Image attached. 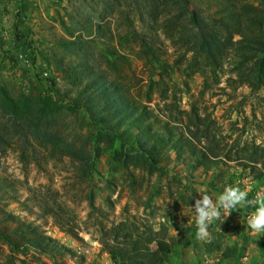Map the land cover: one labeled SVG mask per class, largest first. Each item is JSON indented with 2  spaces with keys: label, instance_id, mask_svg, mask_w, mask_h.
Listing matches in <instances>:
<instances>
[{
  "label": "rangeland",
  "instance_id": "obj_1",
  "mask_svg": "<svg viewBox=\"0 0 264 264\" xmlns=\"http://www.w3.org/2000/svg\"><path fill=\"white\" fill-rule=\"evenodd\" d=\"M173 2L0 0V87L12 99L53 98L60 108L56 131L67 143L85 144L92 163L91 174L82 179L76 163L61 151L33 140L22 146L10 135V116L0 109V135L7 139L0 143V217L3 212L14 216L6 223L9 230L29 224L55 241L54 250H29L15 264H115L105 247L110 230L120 223L123 233L149 231L165 239L171 250L167 264H264V233L253 235L247 226L254 207L234 210L223 223L214 221L202 240L195 235L192 209L201 193L215 199L229 185L248 191L250 200L264 191L261 164L241 166L245 155L264 153V84L253 90L239 83V58L230 46L219 70L201 74L188 69L192 55L178 43L180 27L168 26L176 13ZM233 2L243 1L191 0L189 9L214 18L220 6ZM140 37L153 47V57L141 54ZM243 39L264 43L262 35ZM79 63L120 83L131 100L154 114L175 117L176 109L194 108L199 117H208L221 153L230 161L204 172L191 167L187 155L169 150L160 162L162 173L121 169L111 161V150L96 139L103 126L83 110L71 111L75 91L64 70L82 69ZM186 121L171 124L179 126L174 129L179 137L189 135L182 129ZM134 135L119 129L114 148L123 143L125 151L136 152ZM259 172L262 177L255 180ZM148 246L156 248L154 242ZM8 255L0 242V264L9 262Z\"/></svg>",
  "mask_w": 264,
  "mask_h": 264
},
{
  "label": "trees",
  "instance_id": "obj_2",
  "mask_svg": "<svg viewBox=\"0 0 264 264\" xmlns=\"http://www.w3.org/2000/svg\"><path fill=\"white\" fill-rule=\"evenodd\" d=\"M242 1L240 5L233 2L220 6L215 11L218 17L208 18L197 8L189 9L191 0H175L173 5L176 13L168 21V26L180 27L178 43L185 48L184 53L192 55L188 69L201 74L208 70H219L221 60L227 55V48L230 46L239 58L235 67L239 83L257 90L264 84V43L249 42L243 37L248 34L264 36V0H255L253 4ZM234 34L240 39L233 41ZM140 41L141 54L153 57L154 51L150 43L144 37H140ZM176 63H181V59H177ZM78 65L83 68L74 66L64 70L75 91L74 97L70 99L71 111L83 110L93 123L98 122L103 126L95 134L96 139L106 151L111 150V161L121 169H139L148 175L162 173L160 162L164 161L165 153L169 150L176 151L177 155H187L192 162L191 167H200L204 172L216 168L221 160L230 161L231 157L221 153L208 117H199L194 108L189 112L176 109L175 117L154 114L147 106L137 105L131 100L117 81L108 80L101 73L81 63ZM163 98L166 100L167 96L164 95ZM0 109L10 116V135L21 140L22 146L33 140L40 146L59 150L76 163L82 179L91 174L92 163L85 144L77 147L67 143L56 131L55 115L60 108L53 98L36 94L12 99L0 87ZM184 119L187 121L184 127L181 126L189 135L179 137L174 131L179 126L171 124L180 125ZM121 128L135 132L136 152L125 151L123 143H119L118 149L114 148L119 140L117 132ZM202 139L206 144L202 145ZM0 143H7L2 135ZM242 159L243 168L261 164L264 169V153L260 151L245 155ZM261 177V172L254 176L255 180ZM13 220L14 216L6 212L0 217V242L7 247L9 253L7 264H15L19 261L17 256H26L29 250L40 254L54 250L52 243L55 244V241L37 233L35 227L29 224H18L9 230L6 223ZM122 225L120 223L110 230V243L105 247L113 263L167 264L171 250L165 239L149 231L139 235L123 233L124 230L120 229ZM142 234L146 235L143 237ZM151 242L156 246L153 251L148 246ZM53 264L58 263L53 260Z\"/></svg>",
  "mask_w": 264,
  "mask_h": 264
},
{
  "label": "clouds",
  "instance_id": "obj_3",
  "mask_svg": "<svg viewBox=\"0 0 264 264\" xmlns=\"http://www.w3.org/2000/svg\"><path fill=\"white\" fill-rule=\"evenodd\" d=\"M199 199H195L192 209L195 212L196 238H207L209 227L216 220L224 222V218L235 210L254 207L255 210L247 216V226L251 234L264 233V191L258 192L253 199L248 198V191L238 186H226L215 199L207 193H201ZM180 215H185L184 210Z\"/></svg>",
  "mask_w": 264,
  "mask_h": 264
}]
</instances>
